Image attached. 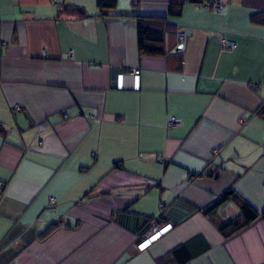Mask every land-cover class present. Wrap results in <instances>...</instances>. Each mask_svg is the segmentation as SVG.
I'll return each instance as SVG.
<instances>
[{
  "label": "crops",
  "instance_id": "obj_1",
  "mask_svg": "<svg viewBox=\"0 0 264 264\" xmlns=\"http://www.w3.org/2000/svg\"><path fill=\"white\" fill-rule=\"evenodd\" d=\"M97 1L0 0V264H264V215L203 213L227 189L264 213V0ZM137 15L170 25L163 55H139ZM155 219L172 229L138 251Z\"/></svg>",
  "mask_w": 264,
  "mask_h": 264
},
{
  "label": "trees",
  "instance_id": "obj_2",
  "mask_svg": "<svg viewBox=\"0 0 264 264\" xmlns=\"http://www.w3.org/2000/svg\"><path fill=\"white\" fill-rule=\"evenodd\" d=\"M117 0H98L96 4L97 15H116L114 11ZM205 0H170L168 3L167 15L171 17H179L182 12L183 5L185 3H191L194 5L202 6ZM72 12L77 15L83 16L84 12L82 9L77 7H72ZM135 18V30H136V44L139 55L144 56H160L164 54V33L166 29L170 26L165 18L162 17H146V16H134ZM249 20L256 24L263 25L264 19L262 12L257 15H252ZM255 115L264 120V103H262L257 110ZM1 131V126H0ZM192 178V177H191ZM226 200L233 201L239 208V216L220 226L219 230L222 231L230 226L235 227V229L241 228L248 225L259 216H263L264 213H257L254 211L247 203H245L241 198H239L232 189H227L224 191L218 199L210 204L208 207L203 209V213H209L213 211L217 206ZM182 251L181 247L175 248L172 254L177 257L179 252ZM180 263L182 261L179 260Z\"/></svg>",
  "mask_w": 264,
  "mask_h": 264
},
{
  "label": "built area",
  "instance_id": "obj_3",
  "mask_svg": "<svg viewBox=\"0 0 264 264\" xmlns=\"http://www.w3.org/2000/svg\"><path fill=\"white\" fill-rule=\"evenodd\" d=\"M220 3L217 0H205L204 2V7L209 8V9H219ZM199 6V5H197ZM185 37L184 32L182 31H177L176 32V40L178 42H181ZM236 42L229 40V39H224L222 41V47L223 49L226 50H232L236 47ZM128 77L130 81V88L131 90L137 91L139 90V84H140V71L138 69H132L128 71L127 73H119L116 76V82H115V87L116 89H124L126 88L124 86V78ZM252 89H257L256 84L251 85ZM14 111L20 110V106L16 105L13 107ZM63 115H67L66 112H62ZM175 123L173 119L168 121V126H172ZM4 184L0 182V192L3 190ZM56 199L55 198H49L47 208H53L55 206ZM161 208L162 205H161ZM173 225L171 223H164L160 224L159 219L152 220L148 225L146 230L138 237L137 243H136V249L138 251L145 250L147 247H149L152 243L157 241L159 238H161L163 235H165L167 232H169L172 229Z\"/></svg>",
  "mask_w": 264,
  "mask_h": 264
},
{
  "label": "water",
  "instance_id": "obj_4",
  "mask_svg": "<svg viewBox=\"0 0 264 264\" xmlns=\"http://www.w3.org/2000/svg\"><path fill=\"white\" fill-rule=\"evenodd\" d=\"M179 48H181V45H179V46L177 47V49H179Z\"/></svg>",
  "mask_w": 264,
  "mask_h": 264
},
{
  "label": "bare ground",
  "instance_id": "obj_5",
  "mask_svg": "<svg viewBox=\"0 0 264 264\" xmlns=\"http://www.w3.org/2000/svg\"><path fill=\"white\" fill-rule=\"evenodd\" d=\"M126 86V85H125ZM128 88V87H127Z\"/></svg>",
  "mask_w": 264,
  "mask_h": 264
},
{
  "label": "rangeland",
  "instance_id": "obj_6",
  "mask_svg": "<svg viewBox=\"0 0 264 264\" xmlns=\"http://www.w3.org/2000/svg\"><path fill=\"white\" fill-rule=\"evenodd\" d=\"M206 8V7H205Z\"/></svg>",
  "mask_w": 264,
  "mask_h": 264
}]
</instances>
